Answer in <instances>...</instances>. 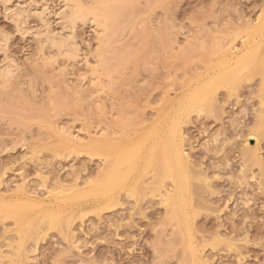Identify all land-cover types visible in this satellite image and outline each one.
<instances>
[{
  "label": "rangeland",
  "instance_id": "374dc122",
  "mask_svg": "<svg viewBox=\"0 0 264 264\" xmlns=\"http://www.w3.org/2000/svg\"><path fill=\"white\" fill-rule=\"evenodd\" d=\"M0 1V35L4 34L9 40L7 51L0 48V61L10 55V60H17L14 64L18 68L15 71L16 76L13 75L16 78L12 77L13 81L7 84L9 87L0 89V201H11L8 204L14 214H18L16 212L20 211L21 204L30 205L31 202L32 213L60 209L68 221V224H64L67 230L63 231L64 226L48 231L46 227L45 231L40 228L42 231L39 235L32 234L37 241L32 236L18 241L19 239H15L16 231L15 234L12 230L13 227L16 230L20 226L18 222L14 224L16 216L11 214L14 217L12 220L0 212V264H10L12 258L15 261L12 264H187L190 256V264H198L196 262L200 259L202 261L199 264H264V122L260 119L264 114V106L259 100L258 89L261 81L258 75H251L252 79L249 76L246 81L242 80L235 91H230L235 93L230 98L228 91L219 89L214 102L216 108L220 109H216L217 115L207 111L208 114L201 111L200 115L196 112L189 113L180 103L195 76L204 72L205 64L201 61L203 57L206 58L205 41L208 43L211 37L215 40L216 36H221L230 46L232 42L239 44L235 35L241 29V24L247 20L254 23L264 13V0H157L158 3L150 0V4L149 0H134V8L137 9L141 4L143 7L140 5L142 8L138 9L142 12L135 11L139 14L138 17L135 12L131 15L134 20L131 17L129 19L134 24L129 19L128 23L127 20H121L122 27L125 23L128 25L120 29V34L117 35L118 38L121 35L120 41L117 46H113L117 50H123V53L113 47V51L109 49L112 54L110 52L107 55L108 50L104 52L109 60L114 56L113 53L115 56L119 52L125 54H119L117 59L120 63L125 59V65L121 64L123 67L120 68H125L124 73L122 77L120 73L117 75L122 79H118V82L115 79L109 95H101L104 100H100L101 107L98 110L97 103L94 102L97 94L90 93L94 92L91 77L95 74V70L94 73L91 71L98 66L96 62L99 60L96 58L99 55L97 53H100L94 50L96 39L92 40V29L83 25L77 30V40L83 51L76 61L57 56V64L54 60L51 66L44 61V56L37 49L38 39L35 40L30 35V31L33 33L41 28L39 25L42 22L34 15L29 16L27 22L30 31L28 29L23 33L11 20L10 11H5L3 7V3L7 5L10 0L7 3ZM23 1L11 0L10 4L14 2L11 7ZM25 1L23 3L27 5L31 3L30 0ZM55 1L47 2L45 7L48 9L44 13L50 19L51 26L57 30L61 21L56 23L55 17L49 15L50 11L57 8ZM157 33L162 35L158 37L160 34ZM208 36L210 39L207 41ZM225 40L222 41L226 43ZM119 43V47L126 46L128 49L119 48ZM87 52L92 54L87 57ZM128 52L129 56L125 58ZM131 53L135 56L130 55ZM83 56L89 60V65L83 61L77 62ZM38 58L43 59H40L41 62L48 68L43 67ZM61 64H65L67 68L61 67ZM168 100L175 103V109L178 108L176 115L183 112L181 116H177L179 119L187 112L185 120L177 118L178 124L181 121L179 130L184 141L181 146L188 157V170L196 177L193 178V185L200 187H191L196 189L194 192H199L195 193L196 196L192 194L194 192L191 193L195 197L192 198L196 210L193 213L197 212L194 219L190 218L193 209H188L189 231L191 230L189 234L193 242L189 241L190 244L195 242L191 244L192 247L195 244L198 246L197 251L196 248L193 249L196 251L195 256L192 252L189 254L188 247L189 252H186L187 248L184 250L186 239L184 241L181 238L182 244L180 240L178 242L180 237L176 223L168 218L170 216L165 205L160 202L162 198L158 194H163L170 188L169 180L164 181L167 187L164 186V191L161 188L158 193L152 191V195L147 187L148 189L141 190V198V195L135 194L138 196L135 200V195L126 196V189H120L117 191V196L121 197L118 198L120 204L110 209L104 208L103 211L96 210L90 199L65 201L76 190H86L90 180L102 166L89 147L91 138L104 131H100L101 128L111 125L113 120L126 119L135 113L136 117L148 123L154 109ZM113 128L109 127L107 130ZM253 129L260 131V134L258 130L255 131L259 135L258 142L255 144L250 139L248 147H245V135L251 130L254 131ZM69 134L74 137L77 135L76 140H72L73 135L71 137ZM143 174L140 179L145 177L146 174ZM151 175L152 172L148 173L144 180L151 177L147 181H153ZM150 182L147 184L145 181L147 185ZM68 185L73 186L69 188ZM58 186L64 191L56 189ZM4 205L9 207L7 203ZM11 244L12 247L17 245L13 250L20 249L17 250L19 255L15 254V250V253L12 251ZM190 244L188 245L191 247ZM24 248H27L26 253L22 252ZM9 254L13 256L10 259Z\"/></svg>",
  "mask_w": 264,
  "mask_h": 264
},
{
  "label": "bare ground",
  "instance_id": "6f19581e",
  "mask_svg": "<svg viewBox=\"0 0 264 264\" xmlns=\"http://www.w3.org/2000/svg\"><path fill=\"white\" fill-rule=\"evenodd\" d=\"M8 1L9 0H4L3 2L7 3ZM10 1L7 5L2 2L4 4L3 7H4L5 11L6 10L10 11V14H11L10 17H12L11 20L14 22V24H16L15 26L19 30H22L23 33L27 32L28 29L30 31V28L28 27V22H27L29 16L32 17L34 15V16H36L37 20L39 19V21L42 22V24L39 25L42 29L37 28L38 30L34 31L33 33L31 31H30L31 34L29 32L28 33L30 35H33L34 36L33 38L35 40L38 39V42L37 41L36 42H37V44L39 43L38 44L39 48H37V49H39L38 50L39 53H41L44 56V58H43L44 61L46 63L48 62L49 65L52 62H54V60H55V58H57V56L58 57L62 56V58L64 57L66 60H72V62L76 61L75 59L78 58L79 56H81L82 54H80V53H81V51H83L82 45L80 46V43L77 40V38H78L77 30L79 29V27H82L83 25H85V26L88 25L92 29V32H93L92 36H94V38L92 40L96 39L95 43L92 41L95 44V46H94L95 48L94 47L93 48H94V50L96 49L97 51L100 52L97 54H99L100 56L99 55L98 56L102 57V58L99 59L98 56L96 58V56H95L96 54L94 55L95 58L97 60H99V62L96 60L98 62V64L96 62V66L97 65L98 66L95 67L96 69L93 68L91 71L94 73V70H95V74L93 77H91L92 80L90 79L92 81V86L94 88V92H90V93H93V94L96 93L97 94V96H95V97H97L96 98L97 101L95 100L94 102H95V104L97 103V105H96L97 110L100 109V107H101L100 106V104H101L100 100H104V99H102L103 97L101 95L102 94H104V96H105V94L109 95V91L111 90V85L115 82V79L117 78L116 82H118V79L119 80L122 79V78L120 79L119 77H117V75L120 73L119 75H120V77H122L121 75L124 73V69H125V68H122V70L120 69L121 67H123V65H125V64H123L125 59L121 60V61H123L122 63L119 62L120 60L119 61L117 60V59H119L118 55L121 54V52L123 53V50L121 51L120 49H118L121 52H119V54H116V56L113 53V55L115 57L111 56V58L114 60H111V58L109 60V57L106 58V56L104 55V52L109 51L108 54L107 53H105V54L109 55L110 52H111L110 54H112L113 50L111 47L117 46V43L120 41V38H121V35H120V38H118V36H117L118 34H120V32H119L120 29L124 28V26H126V24L128 23V19L131 17L132 14L134 15V12L136 10H137L136 11L137 13L142 12L141 9H138L142 5L140 4L141 5L140 6L139 4H137V5H139V6H137L138 8L137 9H136V7L134 8V3H135L134 0H90V1L89 0H56L57 2L56 1L55 2L57 5H55V6H57V8L53 9L52 12L51 11L49 12V15L55 17L56 23L58 21L60 23V21H61V24H58V29L56 30V28L55 29L53 28V25L51 26V23L49 21L50 19L48 17H45L46 14L44 13V11L46 9H48L45 6H47L46 4H48L47 2L49 0L48 1L47 0H30L31 3H28V5L23 3L25 1L24 0L23 2H20L19 4L17 2V6H14V7H11V6H13L12 4L14 2L12 4H10ZM151 1H154V0H151ZM161 1H163V0H161ZM145 2H147V0ZM148 2L150 4V0ZM158 2H160V0ZM158 2L156 0V2L154 1L153 3H158ZM132 3H133V5H132ZM146 5H148V3ZM135 6H136V4H135ZM148 8H149V6H148ZM137 13L135 15L136 17L139 16V14L137 15ZM123 19H124V21L127 20V23H125L124 26L122 27V21L121 20H123ZM130 19H129V21H131L130 23L134 24V22H132L134 20V18H132L133 20H130ZM256 19H257L256 21L253 20V21H255L254 23H252L251 21L249 22L248 20H247L248 22L245 21V23L240 22V23H242L241 24L242 27H240L241 29L238 30L237 35H235V38L237 37V39L239 40V44L237 43V45H235V43L232 42V44H234V45L231 44V46H230L228 44V42L223 37L221 39V36H219L220 38H218V36H216L217 38H215V40H213V38L211 37V39L213 41H211L209 36H208L209 38L208 37L206 38V40L207 39L208 40L210 39V40L209 41L207 40L208 43H206V41H205V44H204L205 45L204 50H206V52H207L206 58L202 56L203 58L201 61L202 63L204 62V64H205L204 66L201 64V69L203 66L204 72L202 74L198 72L199 73L198 76H195L194 81L191 83V86L189 85L190 88L188 89V91L185 89L187 91L186 92L187 94L184 95L185 96L184 98L181 97L182 101L180 102V103H182L181 106H183L184 110H186L188 112L189 111L190 112H196V114L199 113V115H200L201 111L205 112V113L209 112V114L210 113L212 114L214 112V115H217L218 114L217 110H220V109H218L219 107L216 108V103H214V102L216 100V96L218 97V94H217L218 90L224 89L225 92L228 91L227 93L229 94V98H230L231 94H233L235 96V93H233V92L231 93L230 91H232V90L235 91V88L240 84V82H242V80H245L246 78H247L246 80H248L251 77V75H252V77H255V75H258V77L261 81L259 83L260 87L258 89V91H259L258 93L260 94V96L259 95L258 96L260 97L259 100H260L261 105L264 106V13L261 14L260 16H258ZM119 22H120V24H119ZM119 25H120V27H119ZM130 25H132V24H130ZM37 27H38V25H37ZM56 27H57V25H56ZM122 30H124V29H122ZM1 33L3 34V32H1ZM124 34H126V33H124ZM124 34L122 35V38H123ZM142 34H143V32H142ZM158 34H160V33H157V35ZM161 35H162V33L160 35H158V37ZM102 37H105V38L102 39ZM144 37H145V35H144ZM150 37H151V35H150ZM163 37H164V35H163ZM163 37H161V38L164 40ZM133 39H135V38H133ZM153 39H154V37H153ZM162 39H159V40L161 42H165V41H162ZM217 39L219 41H217ZM222 40H225L226 43ZM7 41H9L8 37L6 38V36L4 34L0 35V48L1 49L4 48L3 51H5V49L7 51V49H8ZM154 41L155 40H153V42ZM139 42H140V40H139ZM222 42H224V43H222ZM230 42L231 41H229V43ZM166 43H163V45L165 44L164 46H166ZM156 44H158V43H156ZM160 44H162V43H160ZM224 44H227V46ZM119 45H121V43L118 44V47H119ZM123 47H126V46H123ZM123 47H119V48H123ZM109 49H111L112 51ZM126 49H128V48L126 47ZM191 49H192V47H191ZM201 49H203V48H201ZM45 50H46V52H45ZM114 50L118 51L117 48L116 49L114 48ZM125 51H127V50H125ZM131 51H133V50H131ZM3 53L4 52H2V55H3ZM94 53H96V51ZM88 54L89 53L87 52V57L89 55H91L92 52L89 55ZM4 55H5V53H4ZM7 55L8 54L6 53V56ZM37 55L38 54H36V56ZM45 55H47V56L45 57ZM124 55H122V56H124ZM130 55H134V54L131 53ZM84 56L82 58L80 57L79 59H77V62L80 63L83 61L85 64L88 63V65H89V62H88L89 60H87V58ZM127 56H129V52L125 58H127ZM9 57H10V55H8V58L3 57L4 60L2 58L3 61H0L1 63L4 62L3 64L0 63V89L3 88L4 86L8 88L9 86L7 84L12 80V77L16 78L15 77L16 76L15 71L18 68L16 67L17 65L14 64L15 60L14 61H13V59L10 60ZM39 57H41V56L39 55ZM193 57H195V56H193ZM204 58L206 60H204ZM38 59L40 62H41V60H43L41 58H38ZM65 59H64V62H65ZM122 59H123V57H122ZM126 61H127V59H126ZM41 63L43 64V62H41ZM55 63L57 64L56 60H55ZM69 64H70V62H69ZM76 64H78V63H76ZM94 64H95V61H94ZM121 64H123V65L121 66ZM43 65H44L43 67H46L45 64H43ZM53 65H55V64L53 63ZM72 65H74V64H72ZM18 66H19V64H18ZM51 66H52V64H51ZM59 66H57V67H59ZM63 66L66 67L65 64ZM63 66L61 64V67H63ZM46 68H48V67H46ZM64 70H62V71L64 72ZM120 70L122 71V73L120 72ZM254 72H257L258 74L257 73L255 74ZM14 74H15V76H13ZM196 77H198V78H196ZM252 77H251V79H252ZM188 84H189V82H188ZM186 88H188V87H186ZM10 91H11V89H10ZM86 93H88L87 90H86ZM182 96H183V94H182ZM57 104H58V102H57ZM174 105H175V103L173 104L171 100H168V101L164 102L160 107H156L153 111L154 113L151 114L154 117L150 116L151 119L148 123H144L145 120H141L138 117H136V113H135V115L132 114V117L130 116L129 118L127 117L126 119H122V120L119 119L118 121L113 120L111 125L104 127V128H106V130L104 128H101L100 131H102V130H104V131L99 133V135L95 134L97 136H94L91 138L90 146L89 145L88 146L90 147L93 155H95L97 157V159L99 160L98 162L101 163V164L100 163L99 164L102 166L99 167L100 169H98L97 173H95V175H94L95 177L93 179L90 178L91 179L90 185L86 190H76L74 193L72 192L73 194L71 196L65 198L66 199L65 201L66 202L67 201L79 202V201L90 199L96 210H102L103 211L104 208L110 209V207L113 208L114 206H117L118 204H120L119 199L121 197L117 196V193H118L117 191L120 189H123V188L126 189V191H127V193L125 194L126 196H134L136 193H137V195L138 194L141 195V194H143V192L141 190H145L148 188H149L148 190H149L150 194L152 191H155L156 193H158L161 188L163 189L166 187L164 184V181L169 180L170 181V184H169L170 188H168L165 191L163 189L164 193L158 194L159 196H161L159 198H162V199H160V202H162L165 205L167 213L170 216L168 218H170L171 220L174 221V223H176L175 227L176 226L178 227V228L176 227L177 231L179 232L178 236L180 237V238L177 237V238H179L178 242L180 240V242L182 244V239L184 241L186 239V242L184 243L185 245H183L184 246L183 248L185 250L188 247L190 252L188 251V248L186 249V252L188 251L189 254H191V252H192V254L194 255L195 252L197 251L198 246H195L196 245L195 244L192 247L191 244H194L195 242L190 244V241H189V240H191L193 242V239H190V237H192V236H190V234H189V232L191 230L189 231V226H190L189 225V217L190 216H189V210L188 209H190V210L193 209V211L190 212L191 214H193V215L190 214L191 215L190 218L193 217V219H194V216L197 212L193 213L196 210L193 207L194 204L192 202V198L194 196L192 197L191 193L196 190V189H192V188H197V187H195V185H193V178H196V177L191 175L192 173H190L191 172L190 169L188 170V167H187V161H188L187 158L188 157H187L185 151L183 150V148L181 146L182 142H184V141L182 140V137H181V132L179 130V128H180L179 124H181L180 122L182 120H185V116H187V112H186V114L184 113V116H183L184 119H183V117H182V119L181 118L179 119L177 116L180 114V112L178 113V115H176V113H177L176 109H178V108L175 109L176 106L174 107ZM177 106H179V104ZM263 106H262V108H263ZM183 109H182V111H184ZM215 110H216V113H215ZM179 111H181V110H179ZM182 114H183V112L179 116H181ZM199 115H196V116H199ZM140 117H141V115H140ZM263 117H264V114H263ZM263 117L260 118L262 122H264ZM177 118L179 120H181L179 122V124H178ZM143 119H145V118H143ZM148 120L146 119V121H148ZM105 125H107V123ZM109 127H111V128L114 127V128L110 129L109 130L110 132H109L107 130ZM57 129H58V127H57ZM111 130H112V132H111ZM256 130H258V129H256ZM256 130H254V131L251 130V131L247 132V134L245 135V138L243 140L245 147L247 145H249L248 141L250 139H253L255 141V144H257L256 142H258V137H259L258 134H260V131L258 130L259 132L257 134V132H255ZM62 134H63V131H62ZM72 135L69 134L68 136L72 137ZM76 136L77 135H75V137H74V135H73L72 140H76ZM67 141H68V139H67ZM57 143H58V141H57ZM61 143H63V142H61ZM147 169L148 170L150 169V172H152L151 176L153 178V181L150 180L151 182L149 180L147 181V179L151 178L150 176H149L150 178H146V180H144V178L147 176V174L150 173ZM145 171H146V173H145ZM143 173L146 175L143 179H140V177L142 176ZM144 174H143V176H144ZM193 175H194V173H193ZM190 179H191V181H189ZM139 180H141V181H139ZM205 180H206V178H205ZM142 181H143V183H142ZM145 181L148 182L147 184H149V182H150V185L151 184H154V185L156 184V185H155V187H154V185L153 186L147 185L145 183ZM86 182H88V180ZM141 184L143 187L140 186ZM192 185L194 187H192ZM15 186H17V185H15ZM68 186H69V188H71V186H73V185H71V186L68 185ZM144 186H146V187H144ZM59 187L60 186L56 187V189L61 188V187L60 188ZM62 187H65V185ZM140 187H142V189H139ZM16 188H18V186ZM150 188H151V190H150ZM199 188H197V189H199ZM52 189H54V188H52ZM21 190H22V188H21ZM54 190H52V192H55ZM61 190H63V189H60V191ZM138 190H140L139 193H138ZM58 193H60V192H58ZM195 193H197V192H194L192 194L195 195ZM47 194H49V192ZM153 194L154 193L152 192V195ZM137 195H135L136 197H134V200L137 199V197H138ZM58 197H59V195H58ZM141 197H142V195L139 198H141ZM62 200H63V198H62ZM1 201H0V203H1ZM19 201H21V200H19ZM19 201H17V202L20 203ZM8 202L9 201L3 202V204L2 203L0 204V212L4 215H7L8 218L11 217L12 220L16 216V219H14V224H15V222H18L20 224V226L16 223V225H18V228H16V225H15L16 230L14 229V227L12 230H14V233L16 231L17 237H15V239L16 238H17L16 240L19 239L18 241H22L24 238H26L28 236H32V234L33 235L34 234L39 235L41 233V231L44 230L45 227H46L45 229L47 231H48V229H51V230L56 229L57 230V229L62 228V226H64V224H68L67 219L64 218L63 213L60 209H56V210L47 209L41 213H39V212L38 213H32V207H31L33 205L32 202H31L32 205L20 203L21 204V209L19 208L20 211L16 212L18 214H14L15 212L12 211L13 209L12 210L10 209ZM4 203H7V205L9 207L5 206ZM18 203H17V205H19V207H20V204H18ZM24 203H26V202H24ZM36 204H38V202ZM36 204H35V206H36ZM38 205H40V203ZM15 206H16V204H15ZM190 206H191V208H190ZM11 207H13V205ZM91 207H93V206H91ZM56 208H58V207H56ZM102 211H100V212H102ZM100 212H98V214ZM0 217H1V214H0ZM193 219H191V220H193ZM190 223H191V221H190ZM192 223H193V221H192ZM42 224H44L45 226L41 227ZM40 228H42V230H40ZM65 229L67 230V228L64 226L63 231ZM192 235H194V234H192ZM34 236H32V238H34V240H35ZM40 237H41V235H40ZM40 237H38V238H40ZM35 241H37V238ZM16 244H18V247L20 246L18 242ZM188 244H190L191 247ZM15 246H17V245H15ZM15 246L12 247V244H11V249L14 253L16 251L15 254H17V252H18L17 250L19 248L17 247L18 249L15 250L16 249ZM13 248H15L14 249L15 251L13 250ZM194 248H196L195 249L196 251L193 250ZM26 249L22 250V252L23 251L25 252ZM13 252H12V255L14 256L15 254H13ZM199 254H200V252H199ZM17 255H19V254H17ZM22 256L25 257V255H23V254H22ZM12 257L10 255L8 258L10 259ZM17 257H19V256H17ZM193 258L194 257H192V259ZM12 259H14V258H12ZM12 259H10L11 262L15 263V261H12ZM15 259H16V257H15ZM194 260L196 261V258ZM198 260H199V258H198ZM199 261L196 263L199 264L200 263ZM191 262H192V260H191V256H190V262L187 264H190ZM203 262H205V261H203ZM12 263H10V264H12ZM17 263H19V262H16V264ZM180 264H182V263H180ZM184 264H185V262H184ZM192 264H194V263H192ZM201 264H203V263H201Z\"/></svg>",
  "mask_w": 264,
  "mask_h": 264
}]
</instances>
